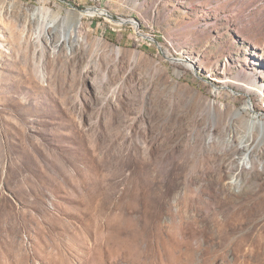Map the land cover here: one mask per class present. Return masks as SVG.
Instances as JSON below:
<instances>
[{"label":"rangeland","instance_id":"obj_1","mask_svg":"<svg viewBox=\"0 0 264 264\" xmlns=\"http://www.w3.org/2000/svg\"><path fill=\"white\" fill-rule=\"evenodd\" d=\"M0 264H264V0H0Z\"/></svg>","mask_w":264,"mask_h":264},{"label":"bare ground","instance_id":"obj_2","mask_svg":"<svg viewBox=\"0 0 264 264\" xmlns=\"http://www.w3.org/2000/svg\"><path fill=\"white\" fill-rule=\"evenodd\" d=\"M80 15H81V14H80ZM40 25H41V23H39V31L42 32V31H43V26L41 27ZM252 85H256V84L254 83V84H252Z\"/></svg>","mask_w":264,"mask_h":264}]
</instances>
